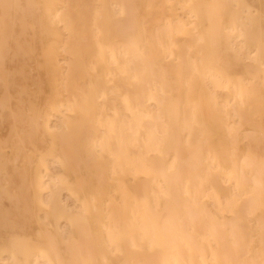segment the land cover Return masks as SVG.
Wrapping results in <instances>:
<instances>
[{
	"label": "bare ground",
	"instance_id": "1",
	"mask_svg": "<svg viewBox=\"0 0 264 264\" xmlns=\"http://www.w3.org/2000/svg\"><path fill=\"white\" fill-rule=\"evenodd\" d=\"M0 264H264V0H0Z\"/></svg>",
	"mask_w": 264,
	"mask_h": 264
},
{
	"label": "rangeland",
	"instance_id": "2",
	"mask_svg": "<svg viewBox=\"0 0 264 264\" xmlns=\"http://www.w3.org/2000/svg\"><path fill=\"white\" fill-rule=\"evenodd\" d=\"M0 181L2 182V175H0Z\"/></svg>",
	"mask_w": 264,
	"mask_h": 264
}]
</instances>
